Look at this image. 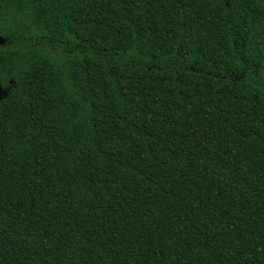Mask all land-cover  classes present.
Here are the masks:
<instances>
[{
	"label": "trees",
	"instance_id": "trees-1",
	"mask_svg": "<svg viewBox=\"0 0 264 264\" xmlns=\"http://www.w3.org/2000/svg\"><path fill=\"white\" fill-rule=\"evenodd\" d=\"M0 264H264V0H0Z\"/></svg>",
	"mask_w": 264,
	"mask_h": 264
},
{
	"label": "water",
	"instance_id": "water-1",
	"mask_svg": "<svg viewBox=\"0 0 264 264\" xmlns=\"http://www.w3.org/2000/svg\"><path fill=\"white\" fill-rule=\"evenodd\" d=\"M0 41H2V38H1V36H0Z\"/></svg>",
	"mask_w": 264,
	"mask_h": 264
}]
</instances>
